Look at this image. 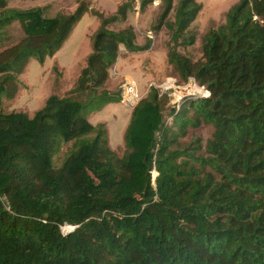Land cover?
<instances>
[{
	"label": "trees",
	"instance_id": "16d2710c",
	"mask_svg": "<svg viewBox=\"0 0 264 264\" xmlns=\"http://www.w3.org/2000/svg\"><path fill=\"white\" fill-rule=\"evenodd\" d=\"M199 7L175 3L174 45L194 41ZM85 9L47 15L0 0V31L20 29L0 33V264H264V0L231 5L204 34L202 59L169 50L178 75L207 94L184 95L168 120L162 96L173 87L151 85L132 106L121 156L88 115L123 98L105 88L119 45L149 46L131 25L94 33L74 88L85 99L51 93L31 114L2 107L28 59L52 55ZM203 123L211 138L182 141Z\"/></svg>",
	"mask_w": 264,
	"mask_h": 264
},
{
	"label": "rangeland",
	"instance_id": "374dc122",
	"mask_svg": "<svg viewBox=\"0 0 264 264\" xmlns=\"http://www.w3.org/2000/svg\"><path fill=\"white\" fill-rule=\"evenodd\" d=\"M194 1L200 5L188 27L190 33L194 34V41L174 45L167 23L174 20L177 0H172L173 6L167 12L165 0H7L9 6L19 8L43 5L47 15L56 12L70 13L80 4L86 6V9L52 55L44 57L41 62L33 57L28 59L18 74V89L12 98L2 101L3 109L23 110L31 114L51 93L85 99V94L77 93L74 88L80 70L86 65L92 51L94 33L101 26L118 30L131 25L135 32V42H149V46L143 50L129 51L123 44L119 45V54L114 66L110 68L105 88L121 89L123 98L119 102H109L88 115L92 123L104 122L109 143L117 155L121 156L125 151L123 134L132 109L131 104L136 103H128L124 99L127 79H136L139 98L147 94L151 85L162 87L166 81H172V91L162 96L164 113L168 120L171 118L168 116L170 107L177 104L181 97L193 93V90H196V93L199 90L201 94L205 92L202 85L193 80L182 79L178 75L168 60L169 50L174 47L178 53L187 55L192 60L202 59L201 44L204 34L209 28L224 22L228 8L239 0ZM120 6L126 10L124 19L120 17ZM163 13H166L164 17ZM112 16H116L117 20L104 23L105 19ZM0 33L7 37L6 39L15 38L20 34L19 25L13 21ZM187 39L190 40L189 37ZM213 130L211 124L205 123L191 127L182 141L187 143L199 136L204 143L211 138Z\"/></svg>",
	"mask_w": 264,
	"mask_h": 264
},
{
	"label": "built area",
	"instance_id": "2783aa9c",
	"mask_svg": "<svg viewBox=\"0 0 264 264\" xmlns=\"http://www.w3.org/2000/svg\"><path fill=\"white\" fill-rule=\"evenodd\" d=\"M173 85H174V83L172 81L168 80V81H166L165 85H162L161 88L174 87ZM204 91L205 92H203L202 94L206 95L207 94V90H204ZM195 92H196V90H193V93H195ZM198 93H200L199 90H198ZM124 99L128 103H135V101H137L139 99L137 81H136V79L134 77H130L129 79H127V81L125 83V86H124ZM61 228L63 229L64 226L61 227ZM65 229L69 230V229H71V227H65Z\"/></svg>",
	"mask_w": 264,
	"mask_h": 264
},
{
	"label": "water",
	"instance_id": "95a60500",
	"mask_svg": "<svg viewBox=\"0 0 264 264\" xmlns=\"http://www.w3.org/2000/svg\"><path fill=\"white\" fill-rule=\"evenodd\" d=\"M131 106H133V105H131Z\"/></svg>",
	"mask_w": 264,
	"mask_h": 264
}]
</instances>
